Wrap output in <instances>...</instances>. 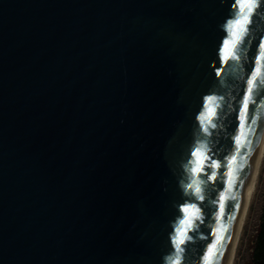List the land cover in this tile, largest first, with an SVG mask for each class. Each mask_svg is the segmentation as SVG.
Masks as SVG:
<instances>
[{
    "label": "water",
    "instance_id": "1",
    "mask_svg": "<svg viewBox=\"0 0 264 264\" xmlns=\"http://www.w3.org/2000/svg\"><path fill=\"white\" fill-rule=\"evenodd\" d=\"M252 5L0 0V264H205L221 236L226 264L264 125Z\"/></svg>",
    "mask_w": 264,
    "mask_h": 264
},
{
    "label": "bare ground",
    "instance_id": "2",
    "mask_svg": "<svg viewBox=\"0 0 264 264\" xmlns=\"http://www.w3.org/2000/svg\"><path fill=\"white\" fill-rule=\"evenodd\" d=\"M263 167H264V125L256 147V151L252 156L249 174L245 185L244 201L241 207V212L238 216L234 239L228 254L226 264H235L238 247L242 238L244 226L246 224L250 207L258 188L259 178Z\"/></svg>",
    "mask_w": 264,
    "mask_h": 264
},
{
    "label": "rangeland",
    "instance_id": "3",
    "mask_svg": "<svg viewBox=\"0 0 264 264\" xmlns=\"http://www.w3.org/2000/svg\"><path fill=\"white\" fill-rule=\"evenodd\" d=\"M264 204V167L259 178V184L252 201L250 211L244 226L242 238L238 247L235 264H248L252 245L260 223L262 206Z\"/></svg>",
    "mask_w": 264,
    "mask_h": 264
},
{
    "label": "snow or ice",
    "instance_id": "4",
    "mask_svg": "<svg viewBox=\"0 0 264 264\" xmlns=\"http://www.w3.org/2000/svg\"><path fill=\"white\" fill-rule=\"evenodd\" d=\"M256 3H257V0H253V5L252 6H256ZM249 11H251V6L249 7ZM249 22H250V20H249ZM240 23H241V21H239V20L236 21L237 25H239ZM230 27H232V25H230ZM261 47L264 48V44H262ZM232 58H235L234 55H232ZM255 80H256V77L254 76L253 79L248 81V84H249L248 91H249V93H251V91H252V86L255 83ZM247 113H248V102H247V98H245L244 104H243V109H242V112H241V117H240L242 123L247 120ZM239 143H240L239 138H237V144H239ZM185 211H188V209H185ZM227 238L231 239L230 236H228ZM224 239L225 238L223 236L218 237L217 238V244L212 245V247L208 249L209 255L204 258L205 259V264H215L216 257L220 254L219 253V247H223L222 241Z\"/></svg>",
    "mask_w": 264,
    "mask_h": 264
},
{
    "label": "trees",
    "instance_id": "5",
    "mask_svg": "<svg viewBox=\"0 0 264 264\" xmlns=\"http://www.w3.org/2000/svg\"><path fill=\"white\" fill-rule=\"evenodd\" d=\"M248 264H264V204Z\"/></svg>",
    "mask_w": 264,
    "mask_h": 264
}]
</instances>
